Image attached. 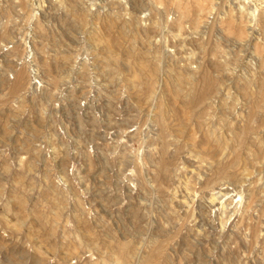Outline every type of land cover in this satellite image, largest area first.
Here are the masks:
<instances>
[{"label": "rangeland", "instance_id": "374dc122", "mask_svg": "<svg viewBox=\"0 0 264 264\" xmlns=\"http://www.w3.org/2000/svg\"><path fill=\"white\" fill-rule=\"evenodd\" d=\"M0 264H264V0H0Z\"/></svg>", "mask_w": 264, "mask_h": 264}, {"label": "bare ground", "instance_id": "6f19581e", "mask_svg": "<svg viewBox=\"0 0 264 264\" xmlns=\"http://www.w3.org/2000/svg\"><path fill=\"white\" fill-rule=\"evenodd\" d=\"M203 90H204V89H203ZM203 90H202V91H203ZM201 93H202V92H201ZM203 93H204V92H203ZM202 96H203V95H202Z\"/></svg>", "mask_w": 264, "mask_h": 264}]
</instances>
